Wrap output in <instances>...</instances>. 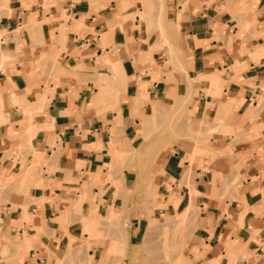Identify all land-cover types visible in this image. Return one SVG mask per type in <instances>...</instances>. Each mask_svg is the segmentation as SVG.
Listing matches in <instances>:
<instances>
[{
	"label": "crops",
	"instance_id": "1",
	"mask_svg": "<svg viewBox=\"0 0 264 264\" xmlns=\"http://www.w3.org/2000/svg\"><path fill=\"white\" fill-rule=\"evenodd\" d=\"M144 10L0 0V170L26 184L0 204V264H77L67 253L113 210L134 248L150 218L190 204V264H264V0H165L170 46ZM179 106L201 136L160 153L147 210L137 162L114 156Z\"/></svg>",
	"mask_w": 264,
	"mask_h": 264
},
{
	"label": "rangeland",
	"instance_id": "2",
	"mask_svg": "<svg viewBox=\"0 0 264 264\" xmlns=\"http://www.w3.org/2000/svg\"><path fill=\"white\" fill-rule=\"evenodd\" d=\"M142 2L145 9L144 15L149 20L151 27L155 21L159 27L160 35L164 39L163 42L169 45L167 34L171 32V28L165 25V0H142ZM170 48L171 54H173L172 47ZM172 63L169 60L165 62L164 67H168ZM174 66L180 70V67L175 64ZM114 71L117 75L116 68ZM203 125L204 123L193 121L183 106L155 109L153 115L142 122L141 132L144 135V140H146L142 152L136 154L134 149L124 150L123 154L119 156L123 158V166L136 162L139 166L140 181L135 191L140 194L144 209H152L156 204L155 197L157 194L154 180L163 168L160 163V153L178 140H199ZM111 180L113 179L111 178ZM113 183L118 190H122L119 180H113ZM12 192L24 194L26 192L25 181L19 180V177L8 174L6 170L2 169L0 170V204L9 198V194ZM125 195L126 189L123 186V196ZM189 206L186 209L189 208L190 213L193 214V217L190 218H183L182 213L185 210L164 217H159V214L157 218H150L144 236L134 248H129L126 241V220L124 218L121 220L117 212L113 210L109 218L94 222L89 229V236L82 238L81 244L76 248L78 252L77 262H81L80 264H169L168 260L173 257L178 264L182 262L190 264L192 260L189 256V241L195 227L196 216L199 214V208L193 204L191 207ZM153 224L157 226V230L150 231ZM179 227H182L184 231ZM179 229L184 234L179 232ZM180 233L181 237L182 235L185 236L184 243H181ZM146 241L150 242L149 246ZM172 241L173 243L176 241L177 244H173ZM179 241L180 244H183L180 245L181 247ZM173 246L174 249H172ZM90 250H97V254L92 256Z\"/></svg>",
	"mask_w": 264,
	"mask_h": 264
},
{
	"label": "bare ground",
	"instance_id": "3",
	"mask_svg": "<svg viewBox=\"0 0 264 264\" xmlns=\"http://www.w3.org/2000/svg\"><path fill=\"white\" fill-rule=\"evenodd\" d=\"M163 4V3H162ZM161 11V10H160ZM137 57V56H136ZM138 62V61H137ZM136 98V97H135ZM136 100V99H135ZM29 107H33V106H29ZM37 107V106H36ZM38 108V107H37ZM32 110V109H31ZM34 110V109H33ZM39 110V109H38ZM117 130V129H116ZM115 131V130H114ZM119 131V130H118ZM114 134V133H113ZM118 137V136H117ZM170 140V139H169ZM168 140V141H169ZM144 141H146V140H144ZM174 141H175V139H174ZM30 142V141H29ZM170 142V141H169ZM144 143V142H143ZM141 145V144H140ZM145 145V144H144ZM141 147V146H140ZM118 148V147H117ZM119 151L121 150L120 148L118 149ZM142 150H143V147L142 148H140V149H134V152L136 153V154H139V153H141L142 152ZM116 151H117V149H116ZM116 152V155L117 154H119L120 152H122V151H120V152ZM124 151V150H123ZM126 152V151H125ZM145 152H146V150H145ZM129 155V154H128ZM113 156H114V154H113ZM119 155H117V157H118ZM122 156V155H121ZM114 157H116V156H114ZM116 157V158H117ZM117 160H118V158H117ZM118 164V163H117ZM111 174H112V172H111ZM112 176H113V174H112ZM125 180V179H124ZM8 185V184H7ZM137 187V186H136ZM180 203V202H179ZM179 206V205H178ZM192 206V204H190V206L189 207H191ZM189 209V208H188ZM188 209H185V211H184V213H182L183 214V218H185V217H193V214L192 213H190V209L188 210ZM182 214H180V215H182ZM179 215V216H180ZM177 218V217H176ZM180 229L182 228V227H179ZM179 229V232H181V230ZM155 230H157V226L156 225H152L151 227H150V231H155ZM182 230L184 231V229L182 228ZM178 231V230H177ZM148 233V232H147ZM181 233H183V232H181ZM181 233H180V237H181ZM184 234V233H183ZM175 237V236H174ZM184 237L185 236H183L182 235V237H181V243L183 242V241H185V239H184ZM147 238V237H146ZM171 239V238H170ZM175 239V238H174ZM179 239V238H178ZM176 240V239H175ZM171 241V240H170ZM150 242L149 241H146V244L149 246L150 244H149ZM172 243H173V241H172ZM174 243H176V241L174 242ZM173 243V244H174ZM184 243V242H183ZM170 243H168V245H169ZM177 244V243H176ZM180 245H183V244H180V241H179V246ZM170 246V245H169ZM172 246V245H171ZM181 247V246H180ZM179 248V247H178ZM167 249H169V248H167ZM172 249H174V246H173V248ZM124 251V250H123ZM169 251H171L170 249H169ZM77 254H78V252H77V249H71L68 253H67V256H66V260H68L69 259V261H67V263L68 262H72V261H70L71 259L73 260L76 256H77ZM123 254H124V252H123ZM76 255V256H75ZM171 255H172V253H171ZM171 257V256H170ZM162 258V257H161ZM73 263V262H72ZM77 263H79V262H77ZM81 263V262H80ZM79 263V264H80ZM168 263L169 264H178V262H176L174 259H173V257H171L169 260H168ZM61 264H63V262L61 263ZM69 264V263H68ZM73 264H75V263H73ZM180 264V263H179ZM181 264H184L183 262L181 263Z\"/></svg>",
	"mask_w": 264,
	"mask_h": 264
}]
</instances>
